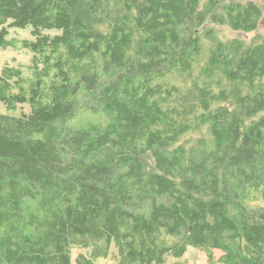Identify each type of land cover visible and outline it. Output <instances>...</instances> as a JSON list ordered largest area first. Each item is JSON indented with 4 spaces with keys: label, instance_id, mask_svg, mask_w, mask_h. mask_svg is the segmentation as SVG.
Listing matches in <instances>:
<instances>
[{
    "label": "trees",
    "instance_id": "trees-1",
    "mask_svg": "<svg viewBox=\"0 0 264 264\" xmlns=\"http://www.w3.org/2000/svg\"><path fill=\"white\" fill-rule=\"evenodd\" d=\"M263 18L256 0H0V48L34 36L30 74L0 71V264H187L189 246L264 264Z\"/></svg>",
    "mask_w": 264,
    "mask_h": 264
},
{
    "label": "rangeland",
    "instance_id": "rangeland-1",
    "mask_svg": "<svg viewBox=\"0 0 264 264\" xmlns=\"http://www.w3.org/2000/svg\"><path fill=\"white\" fill-rule=\"evenodd\" d=\"M261 3H264V0H256ZM1 29V26H0ZM264 30V18L260 26V31ZM52 33H57L56 30H52ZM225 35L227 37H246L249 38L252 35L246 34L244 32L226 30ZM9 39H14L16 42L15 46H8L6 48H0V71L5 64L11 66L22 67L25 70V74L29 75L28 67L32 64L33 53L28 49L21 45V40L29 39L33 40L34 36H32L30 27H10L9 28ZM0 112H6V108L0 104ZM77 248H73V257L72 264H77L76 255ZM216 256L221 255V251L216 250ZM185 258L188 260L187 264H209L208 258L205 252L197 249L194 246H189L187 253L185 254ZM104 260H99V264H105Z\"/></svg>",
    "mask_w": 264,
    "mask_h": 264
},
{
    "label": "bare ground",
    "instance_id": "bare-ground-1",
    "mask_svg": "<svg viewBox=\"0 0 264 264\" xmlns=\"http://www.w3.org/2000/svg\"><path fill=\"white\" fill-rule=\"evenodd\" d=\"M185 136V135H184ZM188 137V136H187ZM186 139V138H185ZM194 140V139H193ZM182 141V140H181ZM193 143V142H192ZM188 144V143H187ZM171 145H173L172 143H171Z\"/></svg>",
    "mask_w": 264,
    "mask_h": 264
}]
</instances>
